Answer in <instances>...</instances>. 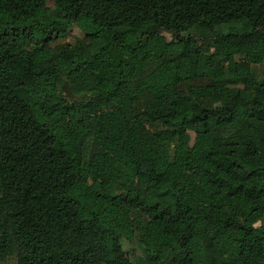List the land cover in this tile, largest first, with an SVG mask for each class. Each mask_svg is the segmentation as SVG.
<instances>
[{"label": "trees", "instance_id": "trees-1", "mask_svg": "<svg viewBox=\"0 0 264 264\" xmlns=\"http://www.w3.org/2000/svg\"><path fill=\"white\" fill-rule=\"evenodd\" d=\"M262 63L264 0H0V263L264 264Z\"/></svg>", "mask_w": 264, "mask_h": 264}, {"label": "rangeland", "instance_id": "rangeland-1", "mask_svg": "<svg viewBox=\"0 0 264 264\" xmlns=\"http://www.w3.org/2000/svg\"><path fill=\"white\" fill-rule=\"evenodd\" d=\"M49 5H52V3L49 2ZM69 33L70 34H69L68 38L61 40L59 42L74 43L75 42L74 37L75 36H81L80 30L76 26H73L70 29ZM253 69L255 71V75H256L257 80H259V81L262 80L264 77V63L254 64ZM66 93H68V91H66ZM122 244H123L124 248L130 253L134 262H135V257L146 255L143 244L137 238H134L133 240H128V239L123 238ZM14 262H15L14 258H10L9 260H7L5 262H1L0 264H14Z\"/></svg>", "mask_w": 264, "mask_h": 264}]
</instances>
